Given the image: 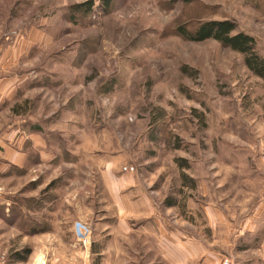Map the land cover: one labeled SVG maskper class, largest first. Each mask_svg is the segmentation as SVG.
Listing matches in <instances>:
<instances>
[{"label":"rangeland","instance_id":"374dc122","mask_svg":"<svg viewBox=\"0 0 264 264\" xmlns=\"http://www.w3.org/2000/svg\"><path fill=\"white\" fill-rule=\"evenodd\" d=\"M85 1L0 0V260L29 248L17 264L71 254L84 264L78 220L92 229L87 245L102 233L114 248L104 230L115 226L104 219L115 207L111 164L139 178L167 218L172 264H264V81L217 41L176 32L232 20L264 56V0H116L71 22L69 8ZM20 144L23 168L7 162ZM169 198L178 205L167 208Z\"/></svg>","mask_w":264,"mask_h":264},{"label":"crops","instance_id":"0c3cea01","mask_svg":"<svg viewBox=\"0 0 264 264\" xmlns=\"http://www.w3.org/2000/svg\"><path fill=\"white\" fill-rule=\"evenodd\" d=\"M36 129L38 128L33 131L37 132ZM48 130V136L53 135L54 129ZM35 132L32 133L36 134ZM32 137L33 141L38 143V136ZM34 147L38 148L35 145ZM46 148L48 152L51 150L48 143ZM7 149V162L23 168L29 151L24 150L22 144L14 150ZM113 168V165H107L104 186L115 207L105 212V215L109 214L111 217L106 216L104 219H114L115 226H108L105 222L107 226L104 230L109 231L110 237L113 236L115 247L112 248L106 241H102L100 233L96 241L82 250L84 264H172V236L170 229L166 227L167 218L157 215L152 197L146 192L139 178L117 175ZM207 214L210 219H214L210 211ZM62 246L68 248V252H76L75 245ZM75 260V255L71 254L62 258L55 256L51 263L75 264Z\"/></svg>","mask_w":264,"mask_h":264},{"label":"trees","instance_id":"16d2710c","mask_svg":"<svg viewBox=\"0 0 264 264\" xmlns=\"http://www.w3.org/2000/svg\"><path fill=\"white\" fill-rule=\"evenodd\" d=\"M116 0H100L99 5L96 6L94 0H87L75 4L69 8L70 20L73 23L84 22L92 18L97 12L108 14ZM186 4H190L193 0H181ZM238 25L232 20H204L196 21L176 27V32L183 39L190 42H205L208 40L217 41L221 45L231 49L232 51L240 54L244 58V64L248 70L264 81V56L257 50L256 39L243 31L238 30ZM187 72V71H186ZM165 113L163 110H157V113L152 117L154 122L157 123L163 120ZM168 144L172 148L178 150L181 148L180 140L176 137ZM177 162L181 168H190L189 162L184 159H178ZM185 179L194 184V181L188 177ZM165 205L167 208L176 207L177 201L169 198L166 200ZM32 235L38 234L37 230L31 231ZM32 251L29 248L17 251L10 255V264L25 263L28 261Z\"/></svg>","mask_w":264,"mask_h":264},{"label":"built area","instance_id":"2783aa9c","mask_svg":"<svg viewBox=\"0 0 264 264\" xmlns=\"http://www.w3.org/2000/svg\"><path fill=\"white\" fill-rule=\"evenodd\" d=\"M124 171L126 173L134 172V168H125ZM72 231L74 234L75 239L84 244L87 245L90 243L91 237H92V229L89 224L85 223L84 221L78 220L74 222ZM0 264H6V261L0 260ZM224 264H229L228 262H225Z\"/></svg>","mask_w":264,"mask_h":264}]
</instances>
